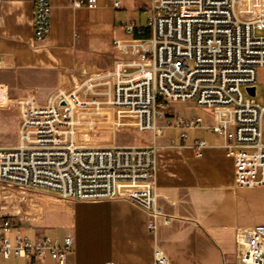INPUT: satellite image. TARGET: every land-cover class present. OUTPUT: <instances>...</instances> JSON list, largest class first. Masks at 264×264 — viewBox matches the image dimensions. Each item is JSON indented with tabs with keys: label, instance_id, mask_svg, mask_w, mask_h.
I'll use <instances>...</instances> for the list:
<instances>
[{
	"label": "crops",
	"instance_id": "crops-1",
	"mask_svg": "<svg viewBox=\"0 0 264 264\" xmlns=\"http://www.w3.org/2000/svg\"><path fill=\"white\" fill-rule=\"evenodd\" d=\"M120 1L115 9L110 0H97L95 8H74L72 0H49L50 34L37 42L34 0H0V89H7L6 96L0 94L1 150L19 144L24 104L43 106L62 90L85 91L111 72L116 61L131 58L130 52L118 50L116 41L122 45L140 41L128 35L122 24L134 21L146 26L149 2ZM248 2L238 0V9ZM257 18H264V13ZM79 72L89 76L83 85H76ZM259 82H264V68L258 70L255 86ZM94 100L86 106L93 109L76 112L66 99L60 111L65 115L75 107L79 128H97L91 138L101 147L156 145L155 178L150 191H144L161 211L156 230L149 228L145 207L131 198L71 201L52 192L0 184V214L15 224L9 232L11 243L18 233L32 240L39 234L72 235L74 251L68 264H154L157 249L169 264H234L240 232L264 225V187L249 185L240 177L223 135L198 128L187 130L183 139L179 130L167 129L154 139L151 132L138 130V119L132 113L136 121L129 118L128 110L97 106ZM198 108V113L188 115L172 111L201 117L204 125H212L214 114ZM80 134L83 137L84 130ZM199 140L206 142L200 150L195 147ZM119 187L121 193H128L125 185ZM141 187L146 189L144 184L133 187L136 194L142 195ZM48 228L52 234L44 231ZM0 264L35 263L0 255ZM39 264L57 262L48 256Z\"/></svg>",
	"mask_w": 264,
	"mask_h": 264
},
{
	"label": "built area",
	"instance_id": "built-area-1",
	"mask_svg": "<svg viewBox=\"0 0 264 264\" xmlns=\"http://www.w3.org/2000/svg\"><path fill=\"white\" fill-rule=\"evenodd\" d=\"M115 9L120 0H110ZM146 26L124 22V31L150 37L122 45L128 60L116 61L114 69L88 85L94 104L125 109L138 119L140 132L154 139L164 130L204 128L223 135L229 156L236 158L245 183L264 187V106L248 95L255 86L258 70L264 68V18L242 19L236 0H146ZM74 8L97 6V0H72ZM49 0H34L33 34L37 42L50 34ZM148 43V45H141ZM138 44V45H137ZM79 90L58 92L47 105L24 104L19 144L0 149V184L28 190H43L71 201H103L131 198L145 207L149 228L156 230L161 215L154 197L146 195L155 178L156 145L101 147L78 143L80 133L75 107L61 113L63 100L70 101ZM0 94L7 95L1 88ZM192 102L214 114V123L204 125L201 117L175 114L171 104ZM225 110L226 112H221ZM206 146L199 140L195 147ZM146 185L136 194V185ZM120 185L129 188L123 194ZM169 222V220H167ZM15 224L0 214V255L4 259H31L35 264L50 257L68 264L74 238L39 234L32 240L9 232ZM154 264H169L167 256L155 251ZM228 264V263H224ZM234 264H264V225L240 232Z\"/></svg>",
	"mask_w": 264,
	"mask_h": 264
},
{
	"label": "rangeland",
	"instance_id": "rangeland-1",
	"mask_svg": "<svg viewBox=\"0 0 264 264\" xmlns=\"http://www.w3.org/2000/svg\"><path fill=\"white\" fill-rule=\"evenodd\" d=\"M238 0L236 4V11L239 14V16L242 19L249 20V19H257V15H261L264 13V0H249L248 5L245 6V8H239L238 9ZM255 14V15H252ZM257 35H263L264 32H258L256 33ZM89 81V76L86 75L85 73H78V77L76 78V85H83L86 82ZM257 87V93L255 99L257 102H259L261 105H264V82L263 83H258L256 85ZM84 89H80L72 98L70 97V101L76 106V112L83 111V110H88V109H93V108H86L88 102H92L94 98L90 94H86ZM71 91V90H70ZM67 91V92H70ZM170 108L178 114H183V115H188L190 113H198L199 108L195 106L194 103L192 102H179V103H174L171 104ZM116 111L120 109H115ZM95 116L99 113L98 111L94 110L92 112ZM128 117L131 118L132 120L136 121V118L134 115L131 113H127ZM80 133L82 130H84V136L82 137L81 134H78V143H85L86 145L90 146H100L98 143H96V140L91 138L93 136V133L96 129H83L82 127L79 128ZM82 139V140H81ZM146 186V185H144ZM135 187V186H134ZM149 187V186H148ZM143 189V187H141ZM144 190V189H143ZM44 231L47 234H52L51 229H44ZM29 236H33L31 232H27Z\"/></svg>",
	"mask_w": 264,
	"mask_h": 264
},
{
	"label": "water",
	"instance_id": "water-1",
	"mask_svg": "<svg viewBox=\"0 0 264 264\" xmlns=\"http://www.w3.org/2000/svg\"><path fill=\"white\" fill-rule=\"evenodd\" d=\"M249 96L255 98L256 97V86L250 87L246 89Z\"/></svg>",
	"mask_w": 264,
	"mask_h": 264
},
{
	"label": "trees",
	"instance_id": "trees-1",
	"mask_svg": "<svg viewBox=\"0 0 264 264\" xmlns=\"http://www.w3.org/2000/svg\"><path fill=\"white\" fill-rule=\"evenodd\" d=\"M146 31H144V33L142 35L136 36L135 38L138 40L147 39L149 37V33H148V31L147 32Z\"/></svg>",
	"mask_w": 264,
	"mask_h": 264
},
{
	"label": "bare ground",
	"instance_id": "bare-ground-1",
	"mask_svg": "<svg viewBox=\"0 0 264 264\" xmlns=\"http://www.w3.org/2000/svg\"><path fill=\"white\" fill-rule=\"evenodd\" d=\"M236 4H237V0H236ZM148 45V44H147Z\"/></svg>",
	"mask_w": 264,
	"mask_h": 264
}]
</instances>
